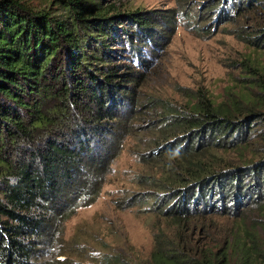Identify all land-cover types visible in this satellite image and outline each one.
<instances>
[{"label": "trees", "instance_id": "1", "mask_svg": "<svg viewBox=\"0 0 264 264\" xmlns=\"http://www.w3.org/2000/svg\"><path fill=\"white\" fill-rule=\"evenodd\" d=\"M60 1L51 11L23 0H0V178L17 177L0 189V264H32L41 243L57 244L65 221L96 201L133 130L113 111L126 101L120 81L137 78L132 72L95 73L87 57L86 47L113 27V17L105 16L103 0ZM222 1L230 0L213 8ZM259 1L264 3H238L255 8ZM171 13L160 16L165 30L178 24L179 14ZM129 18L138 34L158 43L163 33L152 34L150 20L139 12ZM263 38L257 39L263 43ZM258 86L262 96L239 90L217 105L199 94L188 112L163 105L168 143L157 159L165 158L166 170L152 184L158 192L170 190L162 212L171 229L155 232L149 261L132 263L108 253L101 264H264V194L250 195L236 214L228 207L245 175L260 174L264 184V165L230 167L221 155L229 148H241V154L248 149L252 124L264 114V82ZM120 127L126 131L117 137ZM64 128L70 134L61 139ZM22 147L32 149L33 160L15 156ZM8 148L13 156L5 154ZM221 187L228 194L213 191ZM197 219L207 220L200 231L191 225Z\"/></svg>", "mask_w": 264, "mask_h": 264}, {"label": "rangeland", "instance_id": "2", "mask_svg": "<svg viewBox=\"0 0 264 264\" xmlns=\"http://www.w3.org/2000/svg\"><path fill=\"white\" fill-rule=\"evenodd\" d=\"M23 1L51 11L62 3L60 0ZM218 1H102L105 16L113 17L109 21L113 27L107 28L106 34L96 36L100 40H91L86 47L87 57L95 73L113 70L119 77L132 72L137 78L133 82L120 81L126 101L119 102L113 111L133 130L125 135L96 201L80 206L65 221L57 244L41 243L30 263L56 264L62 260L61 264H101V256L108 253L122 255L132 263L150 260L155 232L161 228L170 230L172 222L162 212L168 206L164 197L167 198L170 190L158 192L152 184L159 183L166 170L165 158L157 159L167 141L163 134L166 124L163 105L188 112L199 94L217 105L230 101L232 93L239 90L249 91L254 98L263 93L258 84L264 82V42L257 38L264 37V3L259 1L261 5L247 8L239 0H230L222 1L220 8H213ZM172 10L179 14L178 24L165 30L166 24L160 16L172 14ZM136 12L152 22V34L163 33L158 43L146 39L145 32L138 34L137 23L129 18L130 13ZM226 16L233 19L229 21ZM252 127L249 147L243 154L241 148L221 151L230 167L245 168V164L253 162L264 165L261 163L264 161V114ZM64 130V135L59 136L61 139L70 134L67 128ZM125 131L120 127L115 130L116 136ZM29 151L32 149L22 147L15 156L24 161L33 160ZM9 152L11 148L5 154L13 156ZM248 177L245 175L240 182L238 198L228 202L231 214L239 212L242 204H248L250 195L254 199L256 194H264L262 176L255 173ZM6 180L16 183L17 177L0 178V189ZM220 190L228 194L222 187L213 191ZM242 194L247 197H241ZM215 218L222 223L230 222L225 217ZM206 221L197 219L191 225L200 231ZM23 238V241L29 240Z\"/></svg>", "mask_w": 264, "mask_h": 264}]
</instances>
